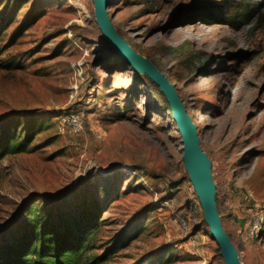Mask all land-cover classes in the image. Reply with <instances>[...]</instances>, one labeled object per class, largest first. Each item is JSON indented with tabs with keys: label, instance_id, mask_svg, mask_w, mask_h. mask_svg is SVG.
<instances>
[{
	"label": "rangeland",
	"instance_id": "1",
	"mask_svg": "<svg viewBox=\"0 0 264 264\" xmlns=\"http://www.w3.org/2000/svg\"><path fill=\"white\" fill-rule=\"evenodd\" d=\"M108 13L175 84L223 228L243 264H264V0H109ZM13 112L45 123L28 151L0 161V239L32 201L64 213L89 203L93 253L128 237L100 264H225L174 109L104 37L94 0H0V119Z\"/></svg>",
	"mask_w": 264,
	"mask_h": 264
},
{
	"label": "trees",
	"instance_id": "2",
	"mask_svg": "<svg viewBox=\"0 0 264 264\" xmlns=\"http://www.w3.org/2000/svg\"><path fill=\"white\" fill-rule=\"evenodd\" d=\"M19 113L0 119V161L9 154L28 151L44 126L45 120L34 116L21 124L16 119ZM95 208L88 203L76 212L64 213L49 204L30 202L23 209L22 224L0 239V264L102 263L126 245L128 237L117 234L105 253H93L99 227Z\"/></svg>",
	"mask_w": 264,
	"mask_h": 264
},
{
	"label": "water",
	"instance_id": "3",
	"mask_svg": "<svg viewBox=\"0 0 264 264\" xmlns=\"http://www.w3.org/2000/svg\"><path fill=\"white\" fill-rule=\"evenodd\" d=\"M108 2L109 0H94L99 26L104 37L136 70L140 67L166 94L174 109L177 128L182 138L185 166L190 172L192 182L203 206L206 221L220 247L225 264H243L221 223L216 206L215 185L211 176L210 163L200 145L197 128L187 112L183 99L175 84L119 34L109 16Z\"/></svg>",
	"mask_w": 264,
	"mask_h": 264
},
{
	"label": "built area",
	"instance_id": "4",
	"mask_svg": "<svg viewBox=\"0 0 264 264\" xmlns=\"http://www.w3.org/2000/svg\"><path fill=\"white\" fill-rule=\"evenodd\" d=\"M69 124L71 126V130L74 131V132L80 131L82 129V127H83L82 120L79 117L71 116L69 118ZM253 228H254L255 231H258L259 230V223H256L253 226Z\"/></svg>",
	"mask_w": 264,
	"mask_h": 264
},
{
	"label": "bare ground",
	"instance_id": "5",
	"mask_svg": "<svg viewBox=\"0 0 264 264\" xmlns=\"http://www.w3.org/2000/svg\"><path fill=\"white\" fill-rule=\"evenodd\" d=\"M122 56H123V55H122ZM138 70L141 71V72H143L142 69H141L140 67H138Z\"/></svg>",
	"mask_w": 264,
	"mask_h": 264
}]
</instances>
